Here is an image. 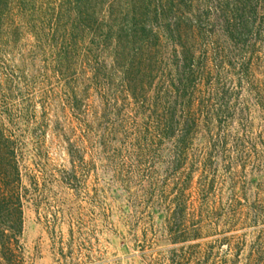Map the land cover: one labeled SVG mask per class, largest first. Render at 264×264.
Wrapping results in <instances>:
<instances>
[{
  "label": "trees",
  "instance_id": "1",
  "mask_svg": "<svg viewBox=\"0 0 264 264\" xmlns=\"http://www.w3.org/2000/svg\"><path fill=\"white\" fill-rule=\"evenodd\" d=\"M28 39V52L20 54L22 67L7 64L2 57L7 49ZM37 61L42 64L37 73L50 87L41 92L42 102L52 93L49 72L62 86V102L82 124L84 136L96 137L122 177L135 175L140 186L149 185L148 201L156 193L166 200L174 184L168 209H173L172 240L199 239L204 227L216 224L218 214L208 197L215 190L219 161L225 176L243 184L247 166L264 169L263 132L252 124V113L258 112L264 127V0H0V74L6 80L5 86L0 83L1 115L13 120L17 112L24 121L35 120L37 77L26 65ZM16 91L20 110L12 104ZM92 94L100 110L88 104ZM75 150L69 143L72 158L83 165ZM158 164L166 166L163 180L157 178ZM237 167L243 172H234ZM195 174L200 212L187 226L186 217L176 220V215L189 209ZM25 195L20 141L0 120L5 264H18ZM194 247L197 252L172 264H228L210 262L208 251ZM257 256L246 264H264Z\"/></svg>",
  "mask_w": 264,
  "mask_h": 264
},
{
  "label": "rangeland",
  "instance_id": "2",
  "mask_svg": "<svg viewBox=\"0 0 264 264\" xmlns=\"http://www.w3.org/2000/svg\"><path fill=\"white\" fill-rule=\"evenodd\" d=\"M31 41H19L12 51L8 48L3 60L20 69L24 64L20 54L28 52L29 47L24 46ZM38 61L34 67L30 63L26 65L27 72L37 77L34 122L20 119L17 112L13 120L0 114L2 125L20 141L22 182L26 189L18 264H153L154 261L155 264H172L181 255L197 252L195 245H200L203 253L208 251L210 262L246 264L256 253L264 258V207L258 208L256 202L264 203L263 168L247 166L243 184L238 178L225 176L219 161L215 190L208 197V205L218 214L213 219L216 224L204 227L199 239L172 240L170 212L173 209L170 212L168 209L170 198L175 196L174 184L167 188L166 200H161L156 193L153 202L148 201L145 191L149 185L140 186L135 175L122 177L96 137L84 136L82 124L62 102V86L50 78L49 72L47 78L52 83V93L47 103L42 102L41 92L50 87L37 73L42 67ZM0 83L6 85L1 74ZM18 89L20 91V82ZM16 93L12 104L20 110V93L18 96ZM88 104L91 109L100 110L95 94ZM89 112L92 121L93 115L91 110ZM252 124L254 131L263 132L264 138L258 112L252 113ZM40 126L42 135L38 136L35 131ZM57 127H60L59 133ZM69 143L84 160L83 165L72 158ZM162 157L165 161L166 154ZM165 169L164 164L157 165L159 180H163ZM233 170L243 172L240 167ZM192 179L188 191L192 195L189 209L176 215V220L186 217L187 226L196 219L201 205L198 174ZM234 195L236 202H231ZM231 203L230 209L235 213L228 209ZM2 243L0 241V264H5Z\"/></svg>",
  "mask_w": 264,
  "mask_h": 264
}]
</instances>
